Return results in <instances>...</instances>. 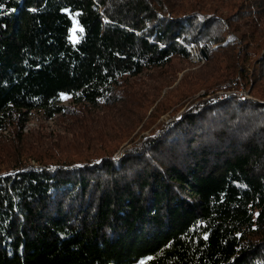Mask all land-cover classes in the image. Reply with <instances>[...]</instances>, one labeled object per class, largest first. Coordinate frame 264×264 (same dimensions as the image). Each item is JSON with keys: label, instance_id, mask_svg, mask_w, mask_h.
<instances>
[{"label": "trees", "instance_id": "1", "mask_svg": "<svg viewBox=\"0 0 264 264\" xmlns=\"http://www.w3.org/2000/svg\"><path fill=\"white\" fill-rule=\"evenodd\" d=\"M263 9L0 0V131L35 113L71 125L52 153L19 131L0 147L20 153L0 161V264H264ZM196 42L209 59L176 87ZM240 87L253 98L212 95Z\"/></svg>", "mask_w": 264, "mask_h": 264}, {"label": "rangeland", "instance_id": "2", "mask_svg": "<svg viewBox=\"0 0 264 264\" xmlns=\"http://www.w3.org/2000/svg\"><path fill=\"white\" fill-rule=\"evenodd\" d=\"M188 3H190V2H188ZM263 11H264V9H263ZM75 23L76 24H75V26H74V28L72 30L73 36L75 35V31L77 29V22L75 21ZM262 28H264V27H262ZM262 28H260L259 31ZM238 34H239V32L236 33L232 29L228 30L226 32L227 40L228 41L237 40L239 42ZM196 44H198L199 48H202V52H201L200 55L198 54V51H199L198 47L194 46L193 43H191L189 45L188 44L185 45L187 47V49L190 51V54H191L190 61H191V63L188 62V61H182V60L176 61L177 64L174 67L175 74H176V79H175V82L173 84L176 87H178L179 84H177V83L180 81V79L182 77H184V75L188 76V74L191 73V71H193V72L194 71H198V69H200V67L202 65H204L209 59L208 53L206 52L207 56L203 53V50H205L204 47L202 46L203 44L197 43V42H196ZM219 65L224 67L225 63H220ZM141 80L145 81L143 86H148L149 88H151L154 85V81L149 76L146 77V75H143L141 77ZM175 90H173V91H175ZM203 93H204V90H202L199 93L195 94V96L192 99H190L189 101H186V100L181 101L179 104L175 105V107L178 108V107L181 106V103L184 104L182 106L181 110L177 114H175L174 116L171 115V111L175 109V107H173L170 111L166 112L159 119H157V121H155L154 123L149 124V128L147 130L143 131L142 129L140 130V128L142 127L144 122H146L148 120L147 119L148 117H146L141 122V125H140L139 129H137L136 133L139 132V134L141 133V135H143V134L148 135L160 123L166 122L167 120H171L173 118H179L181 113L187 107V105L190 104L194 98H196L198 96H201V94H203ZM232 94H237L240 97L247 98V99L253 98V96L250 94L249 90L244 88V87H240L239 89H236V90H233V91H231V90H224V91L223 90H219L215 94H212V95H216L218 98H223L224 95L230 96ZM164 95L168 96L166 88L162 89L159 100L161 98H163ZM210 96L211 95H209V97ZM102 113H104V112H102ZM116 114L117 113L114 114V117L118 116ZM69 123H70V121L65 120V119L44 118L43 114L35 113V114H33L31 116V119L28 120L25 123V125L21 128V131L12 130V129L0 131V147H3L4 143H10V144L13 143V145H15V147H17V143L19 141L15 142V140L13 139V134L16 133L17 131H19L21 133V136L23 137L22 139H23L24 143H27L26 144L27 147L33 148V146H34V147H36V149H39V150H42V151L49 150V151H51V153L55 152V150L53 148L55 147L54 143H57L56 139L58 140V139L61 138L60 142H63L65 140V137L69 135L68 132L71 130L70 129L71 125ZM128 141L123 143L122 147H120L118 153H116L118 155V157H121L124 154L125 147H128ZM11 154H12V156L14 154V157H15V156L19 155L20 153L16 152V151H15V153L14 152H12V153L2 152L1 155H0L1 156L0 157V161L2 163L4 162V160L8 161L11 158L10 157ZM30 163H31V165H34L36 167H38V165H39V163L34 161V160H32ZM9 169L11 170L12 167L11 168H6V169H1V171H5V170L8 171ZM19 171H21V170L20 169H16L14 172L18 173Z\"/></svg>", "mask_w": 264, "mask_h": 264}, {"label": "built area", "instance_id": "3", "mask_svg": "<svg viewBox=\"0 0 264 264\" xmlns=\"http://www.w3.org/2000/svg\"><path fill=\"white\" fill-rule=\"evenodd\" d=\"M193 45L198 47V44H196V43H193ZM198 49H199L198 54L200 55L201 52H202V48H199V47H198Z\"/></svg>", "mask_w": 264, "mask_h": 264}, {"label": "water", "instance_id": "4", "mask_svg": "<svg viewBox=\"0 0 264 264\" xmlns=\"http://www.w3.org/2000/svg\"><path fill=\"white\" fill-rule=\"evenodd\" d=\"M203 53L207 56V53H206V51L205 50H203Z\"/></svg>", "mask_w": 264, "mask_h": 264}]
</instances>
